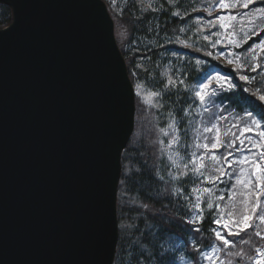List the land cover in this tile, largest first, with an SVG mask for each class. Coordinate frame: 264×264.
<instances>
[{"label": "water", "instance_id": "obj_1", "mask_svg": "<svg viewBox=\"0 0 264 264\" xmlns=\"http://www.w3.org/2000/svg\"><path fill=\"white\" fill-rule=\"evenodd\" d=\"M0 6V264H114L136 93L108 5Z\"/></svg>", "mask_w": 264, "mask_h": 264}, {"label": "trees", "instance_id": "obj_2", "mask_svg": "<svg viewBox=\"0 0 264 264\" xmlns=\"http://www.w3.org/2000/svg\"><path fill=\"white\" fill-rule=\"evenodd\" d=\"M105 1L115 22L117 41L131 81L134 87L137 83L142 86L139 92L144 96V100L136 96L135 132L122 158L119 242L114 264H203L206 262L203 253L210 251V246L220 247L212 232L217 226L210 221L221 215L227 220L229 211L243 214L241 201L249 200L250 208L255 200L248 195V188L236 184L241 168L246 173L253 171L248 164L238 161L264 148L249 152L240 149L239 141L234 147L228 143L235 139L232 133L239 135L245 124L251 126L247 112H252L257 120L264 115V100L260 99L264 95V52L258 58L256 71H252L253 53L249 52L250 46L264 40V18L252 22L255 24L252 28L259 29L255 32L259 34L252 32L246 43L243 41L240 47H235L228 46L227 40L219 43L211 37V29H219L218 22L212 27L209 21H215L216 17L208 15L201 6L219 0ZM243 2L239 0L230 10L246 14V18L264 12V0H251L247 9L242 7ZM11 22L10 8L0 6V28L8 27ZM223 51H235L242 65L229 64L222 58ZM216 74L230 80L235 87L201 103L196 91L207 76ZM241 75L254 79L246 82L240 79ZM153 92L158 95H151ZM214 123L222 129L223 146L208 154L200 147L201 138L205 126ZM172 126L175 130L170 132ZM163 133L173 141L163 142ZM229 152L232 155L228 162L232 167L223 160L217 164L211 159V155L223 157ZM194 162L195 167L201 162L206 167L197 172ZM216 168L228 174L209 183L208 176L220 175ZM205 188L214 191L211 195L198 191ZM197 197L205 222L189 225L187 221L195 215L191 208ZM209 201L214 205L211 210L207 208ZM261 201L264 202V196ZM193 227L200 228V232L192 231ZM255 231L264 234V223L258 219L254 220V228L229 237L235 243L217 252L219 260L224 264H252L248 257L255 259L254 249L264 248V240L255 236ZM249 238V243L243 242ZM237 251L241 252L240 256L235 255Z\"/></svg>", "mask_w": 264, "mask_h": 264}, {"label": "snow or ice", "instance_id": "obj_3", "mask_svg": "<svg viewBox=\"0 0 264 264\" xmlns=\"http://www.w3.org/2000/svg\"><path fill=\"white\" fill-rule=\"evenodd\" d=\"M114 3L115 0H112ZM239 0H219L218 7L222 10H230L232 8H235L237 6V3ZM251 3V0H244L242 7L247 9L249 7V4ZM195 11V9H194ZM205 11H208L207 9ZM264 11V10H262ZM178 15V13H174ZM211 11H208V15H211ZM232 19H235V17H232ZM217 20L220 21V27L227 29L229 26L226 25L223 21L225 20V17L218 16ZM209 24L212 27L216 26V21H209ZM254 34L258 35L259 33ZM251 37L249 34H245V43L248 39ZM205 40L208 39L207 36L204 37ZM238 46V45H237ZM260 50L261 52H264V40H261L259 43L250 46L249 52L253 53V59H255V53L257 50ZM208 55H211V53H208ZM231 55V54H230ZM240 57L236 56L235 59H229L227 62L229 64L236 63L238 67ZM199 63V61H197ZM259 67L258 64H255L252 66V71H256V69ZM241 80H244L246 82H251L252 79L249 76L241 75ZM215 84L219 87L221 91L224 90H231L235 87V85L232 84L230 80L227 78L220 76L219 74H216L215 76H207L205 78V82L201 83L199 88V91H196L195 95L200 100L201 103H205L206 100L211 101L212 97L217 95L216 88L212 87V85ZM169 83H171V80H169ZM137 89V95H140L139 90L141 89V85L137 83L135 85ZM151 95H158V93H151ZM261 100H264V95L260 96ZM214 103V101H213ZM247 118L251 121V126L248 124H245L243 127V130L240 132V135H244L247 132H251L253 130L254 126L259 131L257 132V136L259 137V140H253L251 136L247 137V140L249 143H251V148L247 149L249 152H252V149H262L264 148V124L261 123V121H264V115L261 116L260 120H257L252 112L246 113ZM217 126L214 124L212 128H216ZM235 127L239 128V125H235ZM163 131V130H162ZM205 131H212L210 128H205ZM167 135V133H165ZM227 135V133H226ZM232 135L235 137L234 140H230L228 143L229 147H234L236 144V141H239L240 145H244L245 141L240 139V135H236L235 133H232ZM223 146L219 133H217V136L213 138V142L210 144H204L203 148L207 150L208 154H211L212 150L218 149L219 147ZM195 155V154H193ZM232 153L229 152L226 156L223 157H217L215 155H211V159L215 161L217 164L220 163L221 160L228 162V157L231 156ZM258 157V159H257ZM197 159L203 160V157H198ZM238 163L240 164H249L252 166L253 171L248 174L246 173V170L241 168L240 173L241 175L237 177L236 184H242L245 188L249 189V196H254L255 200L251 202V207L249 208L250 201L245 199L241 201V204L244 205V212L243 214H240L238 212L229 211L226 213L228 219L225 220L224 215L219 216L218 218H215L210 221V223L215 224L217 228H213L212 232L215 237V240L219 242L220 247L216 246H210V251L203 253V259L208 261V264H216V260L218 259L216 254L219 251H222L223 248H228L230 246L234 245V241L230 240L229 237L232 236H240L241 233H245L249 228H254V220L258 219L261 223H264V202L261 201V197L264 196V167H262V164H264V151H259L258 153H252V156H244L242 157ZM228 166L232 167V164L228 162ZM187 167V165H185ZM206 167L202 162L199 164V167H195L194 162V170L199 172L201 169ZM215 171L219 172V176H208L206 179L209 183H215L217 180H219L222 176L227 175L228 173L220 168H216ZM201 174H203L201 172ZM247 175L248 178L244 179L243 176ZM253 177L255 180H253ZM205 193H209L211 195V189H202L198 190ZM218 199L223 200L224 197H218ZM144 207H147L145 205ZM216 207H219V205H216ZM235 207V205H233ZM208 209H213L214 205L212 202L207 203ZM191 211L195 213V215L191 216V218L187 221L189 225H202L205 220L202 215L203 208L201 206V203L199 202V197H197L196 202L192 205ZM251 213V214H249ZM235 217V218H233ZM192 231L199 233L200 228L193 227L191 229ZM255 236L260 237L262 240H264V234H262L261 231H255ZM251 238L249 240H244V243H249ZM255 251V259H253L252 256H249L248 259L252 261V264H264V248L256 247L254 249ZM231 254V253H230ZM236 256H240L241 252L237 251L235 253Z\"/></svg>", "mask_w": 264, "mask_h": 264}, {"label": "rangeland", "instance_id": "obj_4", "mask_svg": "<svg viewBox=\"0 0 264 264\" xmlns=\"http://www.w3.org/2000/svg\"><path fill=\"white\" fill-rule=\"evenodd\" d=\"M108 1L113 3L112 0H108ZM115 2H116V0H115ZM218 4H219V1L215 2V3H211V4H203V6H201V7L204 10L207 9L208 11H211V13H212L211 15L216 17L215 21L218 22L217 25L219 26V29H211V32H213V33H211V37H213L216 40H218L219 43H221L224 40H227L229 42L228 46L232 45V46H235V47H240L242 42L245 41V34L246 33L250 35L252 32H257V30H259V29L255 30L254 28H252V26L255 25V24H252V22H256L258 19L264 18V12H257L254 17L246 18V14H243V13L242 14H238V13L234 12L233 10H222V9H220L218 7ZM218 16L225 17V20L223 22L226 25L229 26L227 29L220 27V21L217 20ZM232 17H235V19H232ZM222 54H223L222 58L225 59L226 61H228L229 59H235L236 56L240 57V55L235 53V51H230V52L223 51ZM261 55H263V52H261L258 49L257 52L255 53V59L252 58V62H253L254 65L257 63L258 58ZM233 64L237 65L236 63H233ZM239 64L242 65L241 59L239 61ZM212 87L216 88V92L217 93L223 92V91H221L219 89V87L215 84V82L212 85ZM136 96H138L137 95V91H136ZM140 97L144 100V96H143L142 93H140ZM145 100L148 103L151 102V100L149 98H147ZM218 121L221 122L222 119L219 118ZM214 124L217 126L216 128H212V126ZM214 124H211V125L207 124L205 126V128H210V129H212V131H205V128H204V131H203L204 133L202 134V138H201V146H200L201 148H203L204 144H210L211 142H213V138L217 136V133H219V136H222V129L220 128V125L218 123H214ZM230 129H232L231 130L232 132L235 130L234 126H231ZM174 130H175V128L172 126V129H171L170 132H173ZM256 133L257 132L252 130L251 132H247L244 135H240L239 134L240 135V139L245 141L244 145H241V147H240L241 150L244 151V150L249 149V148L252 147L251 143H249V141L247 140L248 136H251L253 140H259L257 138V135H253V134H256ZM161 139H162L163 142L165 141L167 143H168L169 140L173 141L172 138L169 139L168 137H166V135L164 133H163V136H162ZM214 150H217V149H214ZM252 150H260V149H252ZM248 166L252 167L249 164H248ZM251 172L252 171H249L247 173L250 174ZM213 187L215 188V185H213ZM210 189H211V192L214 191L212 188H210ZM216 256L218 258L216 260V264H224V261H220L219 260L218 254H216ZM203 264H208V261H206Z\"/></svg>", "mask_w": 264, "mask_h": 264}]
</instances>
